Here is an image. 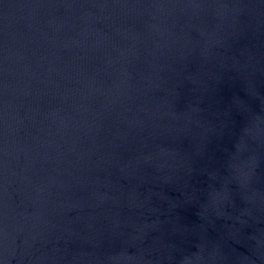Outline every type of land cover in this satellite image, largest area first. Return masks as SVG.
<instances>
[{"label": "water", "instance_id": "95a60500", "mask_svg": "<svg viewBox=\"0 0 264 264\" xmlns=\"http://www.w3.org/2000/svg\"><path fill=\"white\" fill-rule=\"evenodd\" d=\"M0 264H264V0H0Z\"/></svg>", "mask_w": 264, "mask_h": 264}]
</instances>
